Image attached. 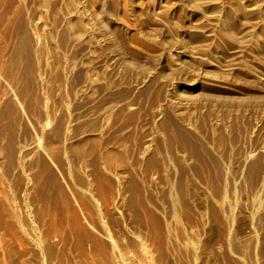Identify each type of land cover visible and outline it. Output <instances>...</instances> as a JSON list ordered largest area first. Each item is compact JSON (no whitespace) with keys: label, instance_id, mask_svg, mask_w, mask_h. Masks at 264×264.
<instances>
[{"label":"rangeland","instance_id":"obj_1","mask_svg":"<svg viewBox=\"0 0 264 264\" xmlns=\"http://www.w3.org/2000/svg\"><path fill=\"white\" fill-rule=\"evenodd\" d=\"M97 2L0 0V264H264V0Z\"/></svg>","mask_w":264,"mask_h":264},{"label":"bare ground","instance_id":"obj_2","mask_svg":"<svg viewBox=\"0 0 264 264\" xmlns=\"http://www.w3.org/2000/svg\"><path fill=\"white\" fill-rule=\"evenodd\" d=\"M186 1L192 4V6L198 11H205L207 9L214 8L216 12L214 14V18L221 23L220 28H221L222 37L230 41L232 44L233 43L235 44L243 43L248 38H250V36H253L254 34H256V31L254 33L253 27H246L242 32H240V21H241L242 16H246V14H250V13L248 12L245 13L243 11V8L238 2V0H231L230 2L226 1L225 3L217 2L215 0H186ZM258 2H261V1H258ZM106 7H107L106 0H98V2L93 5V11L97 18L100 28H102L105 31H108L107 23L104 17L105 12H103V9L105 8L106 10ZM69 23L71 25L73 24L72 26L75 29L74 31L76 35H78L80 31L79 23H77V21L72 20V19L70 20ZM259 36L260 38H259L258 43L261 44L264 42V39H263L264 38V26L262 27V31L259 33ZM259 52H264V47L262 45L259 48ZM223 100H225L226 102L232 101V99H223Z\"/></svg>","mask_w":264,"mask_h":264}]
</instances>
